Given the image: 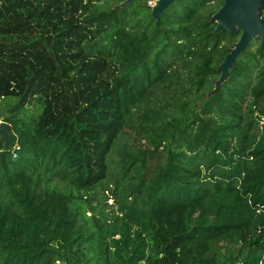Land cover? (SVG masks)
Segmentation results:
<instances>
[{
    "label": "trees",
    "instance_id": "trees-1",
    "mask_svg": "<svg viewBox=\"0 0 264 264\" xmlns=\"http://www.w3.org/2000/svg\"><path fill=\"white\" fill-rule=\"evenodd\" d=\"M223 2L0 0V264H264V41L218 86Z\"/></svg>",
    "mask_w": 264,
    "mask_h": 264
},
{
    "label": "water",
    "instance_id": "water-1",
    "mask_svg": "<svg viewBox=\"0 0 264 264\" xmlns=\"http://www.w3.org/2000/svg\"><path fill=\"white\" fill-rule=\"evenodd\" d=\"M132 0H124L119 5L124 6ZM177 0H157L152 9V15L157 20ZM264 0H224L222 6L213 15L217 21L216 31L229 30L238 32L241 30L239 40L230 48L229 53L223 59L220 69L221 74L218 86L229 76L231 67L238 57L245 51L254 37H260L264 41V17L260 15V8ZM0 134L5 145L11 144V138L15 135L12 125L7 121H0Z\"/></svg>",
    "mask_w": 264,
    "mask_h": 264
},
{
    "label": "rangeland",
    "instance_id": "rangeland-1",
    "mask_svg": "<svg viewBox=\"0 0 264 264\" xmlns=\"http://www.w3.org/2000/svg\"><path fill=\"white\" fill-rule=\"evenodd\" d=\"M132 0L130 3H128L127 5V9L130 13L134 14L136 13V10H140L141 6L144 4V2L146 3L147 6H154L157 3V0ZM95 3H97L99 6H114L117 3L120 4L121 2H119V0H94ZM133 2V3H132ZM150 7V8H151ZM1 121V118H0ZM135 142L134 140V135L130 136L128 139H121L119 142V148H124V145H126L127 143L133 144ZM119 154L116 152L114 154V157L119 158ZM116 168H114L115 171ZM116 178L113 177L112 180H109V182H106L105 185L100 186L99 188H97L94 192H93V202L94 204H98L100 203L101 206L104 207L105 211L110 212L113 208H116L115 205V200L113 195L111 194L110 189H108V186H112L113 183H111L114 179ZM110 184V185H109ZM91 213V212H89Z\"/></svg>",
    "mask_w": 264,
    "mask_h": 264
},
{
    "label": "built area",
    "instance_id": "built-area-1",
    "mask_svg": "<svg viewBox=\"0 0 264 264\" xmlns=\"http://www.w3.org/2000/svg\"><path fill=\"white\" fill-rule=\"evenodd\" d=\"M17 148H18V146H17ZM14 156H16V154H14ZM239 264H241V263H239Z\"/></svg>",
    "mask_w": 264,
    "mask_h": 264
}]
</instances>
